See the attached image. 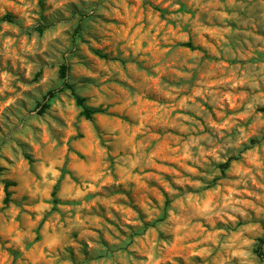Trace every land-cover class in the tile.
Wrapping results in <instances>:
<instances>
[{
  "label": "clouds",
  "instance_id": "obj_1",
  "mask_svg": "<svg viewBox=\"0 0 264 264\" xmlns=\"http://www.w3.org/2000/svg\"><path fill=\"white\" fill-rule=\"evenodd\" d=\"M0 169V264H264V0H0Z\"/></svg>",
  "mask_w": 264,
  "mask_h": 264
},
{
  "label": "rangeland",
  "instance_id": "obj_2",
  "mask_svg": "<svg viewBox=\"0 0 264 264\" xmlns=\"http://www.w3.org/2000/svg\"><path fill=\"white\" fill-rule=\"evenodd\" d=\"M9 19H10V18H9ZM83 30H84V26H83V22H82L80 28L78 29V36H79V33H80L81 31H83ZM91 51H93L96 55H99L102 59L104 58L102 52H97L95 49H91ZM53 98H55V97H53ZM0 171H3V169H0ZM9 198H10V197H9Z\"/></svg>",
  "mask_w": 264,
  "mask_h": 264
}]
</instances>
